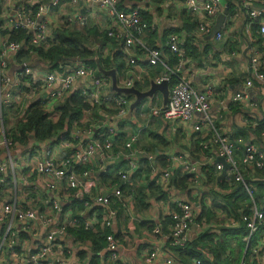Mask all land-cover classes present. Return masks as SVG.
Segmentation results:
<instances>
[{
	"label": "built area",
	"instance_id": "obj_1",
	"mask_svg": "<svg viewBox=\"0 0 264 264\" xmlns=\"http://www.w3.org/2000/svg\"><path fill=\"white\" fill-rule=\"evenodd\" d=\"M81 1L51 0L45 4L44 0H0L3 10V25H0V264H92V245L80 239L78 231L113 228L118 218L126 217L128 223L137 221L134 191L141 189L142 184H138L146 183L147 179L161 189L162 195H170L166 211L153 222L152 229L154 236H161L163 245L155 242L144 256L143 264H179L170 248H185L191 242L192 229L199 233L205 230V220H198L201 214L198 204L172 192L173 180L178 174L189 175L190 182L199 186L203 181V167L214 163L217 171H224V165L217 161L219 156L225 157L229 165L226 176L241 183L251 201L248 213L243 212L238 218L230 215L224 222L246 230L241 235L246 253L240 264H264V191L259 193L257 201L256 189L247 178V172L264 169V147L254 143L242 147L217 129L211 112L217 100V86L209 82L199 90L183 75L185 59L179 33L170 35L167 42L170 51L180 56L178 65L172 68L167 65L161 47L152 48L143 41L150 27L143 15L150 12V5L140 1L122 10L121 0H88L91 5L100 7L98 10L93 7L91 14L107 13L109 22L103 30L119 43H110L105 49V53L110 50L108 54H123L128 76L118 78L119 85L142 86L146 80L142 57L152 66L164 67L156 81L168 80L169 101L165 108L155 105L151 114L191 126L204 155L188 156L172 149L150 152L139 145L140 131L130 133L126 142L115 150L118 123L113 121L99 128L79 119L43 140L37 138L33 130L19 133V126L28 120L33 105L40 103L39 107L56 123L61 110L54 106L74 94H81L90 108H102L100 111L109 115L108 118L118 119L129 112L133 98L112 90L110 77L83 61L65 70L51 71L23 63L15 74L8 73L13 53L30 46L47 48L55 39L53 17L66 4L78 7ZM178 1L193 17H203L198 23L201 37L210 33L212 20L225 2ZM237 1L248 7L249 18L259 26L264 40V7L252 6L259 0ZM35 5L37 12L30 9ZM67 21L78 26L86 24L80 13L75 18L68 15ZM2 29L6 34L1 33ZM22 31L26 37L11 39L13 32L18 35ZM223 36L222 30L216 38L222 40ZM249 74L246 87L233 96L234 102L250 101L248 87L253 86L254 79L264 84V59L257 50L251 55ZM12 104L17 105L15 113L9 108ZM251 105L259 106L258 102ZM138 115L135 120L141 129L146 113L139 111ZM259 121L257 127L263 139L264 118ZM22 135V140H16L15 137ZM241 151L242 158L238 157ZM141 158L149 163V174H145L143 180L136 175L141 168ZM118 162L124 165L115 172L117 179L103 183L98 177L99 171L105 172L109 165ZM217 213L222 215V211ZM215 226L216 223L208 225L213 231ZM119 245L120 240L114 233L106 235V246L98 253L99 264H122ZM83 253L85 257H81ZM213 260L207 253L205 259L199 257L194 261L213 264Z\"/></svg>",
	"mask_w": 264,
	"mask_h": 264
},
{
	"label": "crops",
	"instance_id": "obj_2",
	"mask_svg": "<svg viewBox=\"0 0 264 264\" xmlns=\"http://www.w3.org/2000/svg\"><path fill=\"white\" fill-rule=\"evenodd\" d=\"M140 1L150 5L151 7L149 12L151 15L150 28L143 36V41L147 44H157V46H161V43H163L165 39L167 41L170 34L168 31L172 29L179 30L180 44H182L186 38L192 39L193 43L200 49H205L209 44L210 48L208 51L201 55L203 66L198 64V58L188 56L185 58L183 75L199 90L203 89L204 85L209 82H212L217 86V100L212 107L211 112L218 130L229 135L233 142L242 147L248 145L249 143H254L264 147V138L261 139L260 129L257 127V122L264 118V84L254 79L253 86L248 87L250 90V101H233L235 93L245 88L247 84L246 82L250 78L249 66L251 55H253L257 50L264 59V40L261 34L259 32H255L252 28L255 24H253L249 18L248 7L239 3L237 0H225L220 12L212 20L214 25L216 23L217 16L224 12L226 8L228 9L226 13L227 18L222 27L224 35L223 39L218 40L215 37V39L207 41L200 36L199 27H197L194 32H188L182 28V24L185 22V19H197L198 23L204 19L202 16L193 17L187 10L186 6L178 0H164L159 4H156L151 0ZM199 1L204 2V0ZM138 2L127 1L124 4L133 5ZM230 4L233 6L231 12L229 11ZM252 6L264 7V0L256 1L252 4ZM93 7H95L96 10L100 8L98 5H91L88 0H82L79 6L75 7V12L69 15H73L75 18L78 16V13H80V16L86 19V23L90 21L93 24L99 25L103 30L109 22L108 15L105 11H101L97 14H91ZM2 15L3 10L2 5L0 4V25H3ZM56 18L57 16L53 17V23L56 22ZM109 51L110 50H108L107 53H109ZM32 61L33 64L38 62V58L35 53L32 55ZM37 66L44 68L41 63H37ZM126 67L127 66L125 64L124 68H122L119 72L117 69L118 78L128 76V70ZM19 69L20 66H18V64L10 57L8 73L13 75L18 72ZM142 69H144L143 76L146 78V80L142 83L144 89L150 88L151 81L156 80V78L163 74V69L161 67L150 65L143 57ZM251 102H258L259 106H253L251 105ZM155 105H163V98L160 92L156 93L151 98H146L138 106L132 117L127 120L124 119L122 121H117L116 118H108L106 116L109 115L104 112L100 113L99 109L93 108L84 110L81 120L85 123H94L99 128H102L109 122H117V142H124L128 139L130 133L140 131L139 145L150 152H155L159 149H172V151L176 153H183L194 157L199 156L200 149L197 145L193 128L189 125L183 126L175 121L166 120L162 116H155L154 114H151V109ZM139 111L146 113L145 117L142 118L141 129L138 128L135 120L139 117ZM238 157H243V151L238 153ZM139 164L142 170L139 175L137 173V178L143 180L145 177L144 173L148 172L143 170L144 168L147 170L145 159L141 158L139 160ZM123 165V162L112 164V176H110L109 179H112L117 169L122 168ZM258 173V171H249L247 172V178L256 177ZM221 174L222 172H215L214 163H210L207 165L205 172L202 175L204 183L203 187L200 185H194L190 182V180H188L189 188L185 190L182 187L181 179L177 178L176 180L179 187H177V185L173 186L172 192L180 194L188 200L198 204L200 206V215H202L203 207L213 209V207H209V205L205 203V199L208 200L209 196L204 197L205 195H208L206 193H209L210 189L217 192H225L224 194L227 195L230 192L231 186H238V183L229 179L228 176L220 177ZM215 175H218V182L221 180L223 181L226 186L225 188L216 184L214 180ZM255 180L256 179L254 178L253 180H249V182L252 184L253 188L256 189V194H259L258 187L254 184ZM141 184L144 183H139L138 185L141 186ZM143 193H146V197L144 198V201L141 202L140 207L138 206L140 201L136 198L139 196V191H137L135 195L136 211L139 219L134 223H128V219L126 217L121 220L125 235L124 236L122 234V239L120 240L119 245V254L123 259L122 264H143L144 256L150 249L153 248L155 242H159L160 245H163V242L160 240L161 236L156 237L152 234V223L159 219L161 214L166 211V204L169 202L167 200V196H169L170 193L161 195L159 194L161 193V189L159 187L154 185L152 190H148L147 186L145 187V185H142V194ZM242 197L244 198L243 195L238 198V204H241ZM222 200V204L219 206L217 211H225V206L230 209L227 204V199L222 198ZM226 211L229 212L228 210ZM239 213L241 215L243 211L240 210ZM221 216H224L227 220L230 213H224ZM202 219L206 220L207 216L202 217ZM165 228L167 229L166 226ZM200 234L201 232L199 233V231L192 229L191 242L193 241L194 243L196 241L195 237ZM239 237L242 236L240 235L238 238H233L232 240H237ZM237 244L238 242L236 241L235 246H237ZM231 245L233 247V242ZM198 248L202 250L201 254L204 257H206L207 253L212 258L214 257V252L208 246H204L199 242L197 245V249ZM245 253L246 248L244 244L243 257L238 264H240L243 260ZM158 264L162 263L160 262Z\"/></svg>",
	"mask_w": 264,
	"mask_h": 264
},
{
	"label": "trees",
	"instance_id": "obj_3",
	"mask_svg": "<svg viewBox=\"0 0 264 264\" xmlns=\"http://www.w3.org/2000/svg\"><path fill=\"white\" fill-rule=\"evenodd\" d=\"M127 1H140V0H121L119 7L122 10H127V5L124 3ZM152 2L159 4L163 2L164 0H151ZM232 5H229V11H232ZM34 12H37L38 7L35 5L30 8ZM144 19H146L149 23V26L151 24V15L150 13L146 12L143 15ZM182 28L185 29L188 32H191L198 27V20L193 18L185 19V22L182 24ZM77 25L74 24V28H60L57 33L54 34L55 39L50 43V45L47 48L44 47H35L30 46L28 49L23 50L19 53H13L10 57L11 59L20 66V64H32L37 65V63H41L43 67L46 70H65L68 68L69 65H72L73 63L77 61H83L86 65H91L93 67L96 66V58H99L103 67L106 69L116 68L118 69V72L124 68L125 61L123 59V54L121 52H113L111 54H106L105 49L109 46L110 43H113L115 45L119 44L115 42L113 39H111L107 32L105 30H102L101 27L97 24H93L90 21H88L86 24L81 26L80 28ZM150 28V27H149ZM255 32H259V26L255 24L253 27ZM178 29L170 30L168 31L170 34L168 36V39L170 35L174 33H178ZM6 30H1L2 34H6ZM56 32V30H55ZM13 32L11 34V39L13 40H20L26 37L27 35L22 31L18 35L14 34ZM92 40H90V38ZM163 41L161 43V46H157V44L149 45L152 48L155 47H161L164 53V58L166 60V63L169 67H175L178 65L180 56H178L176 53H173L170 51V49L167 46V42ZM147 44V43H146ZM180 47L183 49V59L187 58L188 56H191L192 58H198V64L200 66L202 65L201 55L203 53H206L208 51L209 44L205 49H200L197 45H195L190 38H186L182 44H180ZM37 55L38 62L33 64L32 61V55ZM13 63V62H12ZM161 67V66H160ZM163 71L165 70L164 67H161ZM141 89H144V86L139 87ZM113 90V89H112ZM129 98H132L131 96H128ZM39 105L40 103H36L33 105V109L29 111V117L26 122H23L19 126V133L24 134L26 131H35L37 138L39 139H47L49 136L53 135L55 132L61 130L62 128L71 126L74 121H77L81 119L83 111L90 108L89 104L85 102L84 97L81 94H74L69 97H67L63 102L56 104L54 106V109H60L61 116L58 119L56 123L51 121L49 118V113L42 110ZM102 108H99V110ZM98 110V111H99ZM101 113V111H100ZM126 120V119H125ZM260 122V121H259ZM105 129V128H104ZM102 130V129H101ZM259 132V130H258ZM257 132V134H258ZM99 133H102L100 131ZM22 136L15 137L16 140L21 139ZM259 136V135H258ZM118 138V137H117ZM114 145V149L117 150L119 146L123 145L124 142H117ZM197 145L200 149L199 145V139L196 140ZM264 144V143H263ZM200 155H204L205 152L202 151V149L199 150ZM145 162L147 164V170L144 168V171H148L144 174H149V163L145 159ZM111 166L109 165V168L107 171H99L98 177L102 180L103 183H106L110 176H112ZM207 166L203 167V174L205 172ZM83 168V167H82ZM81 168V169H82ZM87 168V167H85ZM84 168V169H85ZM141 168L138 170V175L141 172ZM258 172H261L262 170H257ZM264 171V169H263ZM215 172H217L215 168ZM137 175V174H136ZM218 175L214 176V180L216 184H218L220 187L225 188L223 181L221 180L218 182ZM177 178L181 179L182 187L187 190L189 188V175H182L178 174L174 180H173V186L179 187L177 184ZM256 179L254 184L258 187L259 193H262L264 191V175H258L256 177L249 178ZM114 181L117 179V177L114 175L112 178ZM147 186L148 190H152L154 188V184L147 179V182L142 184ZM238 186H231L229 194L225 195L221 191L217 192L215 190H212L213 194H215L216 198L219 200L220 198L227 199L228 205L230 207V215L235 217H240V210L244 213H248L251 205V201L249 199L242 200L241 204H238V198L243 195L244 192L247 193L245 187L238 183ZM139 191V196L136 198L139 199V207L141 206V202L144 201V198L146 197V193L142 194V188L137 189L134 191L135 195L136 192ZM165 194V193H164ZM163 194V195H164ZM162 195V193H161ZM248 195V193H247ZM143 196V198H142ZM235 198V199H233ZM221 202L223 200H220ZM205 205V204H204ZM207 216L211 220H217L215 219L214 210L212 208L203 207L202 209V215L198 217V220L201 222L203 219L202 217ZM169 220V219H167ZM153 226V223H152ZM167 227V222H164V228ZM215 231H213L211 228H208L206 231L201 232L200 235L194 236L196 241L193 243L190 242L185 248L181 247H171L170 251L174 255V257L177 259V262L180 264H196L195 259L202 257L205 259V257L201 256V249H197L198 243H202L204 246H208L211 248V250L214 252V261L213 264H236L231 258L232 255V239L238 238V236L246 233V230L240 227H234L233 225H225L224 222L220 223V225H217L213 227ZM166 229V228H165ZM124 227L122 228L121 219L118 218L117 222L115 223L113 228H106L104 230H100L98 232H95V229H89V230H79L80 239L83 241L89 242L92 245V254H91V263L92 264H99L101 262V258L99 256V250L104 248L106 246V235L108 234H115L116 238L119 240L122 239V234L124 235ZM125 236V235H124ZM86 253H83L81 257H85ZM201 264H209L207 261L202 262Z\"/></svg>",
	"mask_w": 264,
	"mask_h": 264
},
{
	"label": "water",
	"instance_id": "obj_4",
	"mask_svg": "<svg viewBox=\"0 0 264 264\" xmlns=\"http://www.w3.org/2000/svg\"><path fill=\"white\" fill-rule=\"evenodd\" d=\"M50 2H51V0H44L45 4H49ZM227 10L228 9L226 8L224 12L220 13L217 16L216 23L212 26L210 33L207 36L203 37V39H205L207 41L215 39L217 33L221 31V29H222V27L226 21ZM96 66H97L98 71L100 73L110 77L111 82H112V89L115 92L120 93V94H125V95L131 96L133 98V101L130 105L129 112L125 116L116 119L117 121L122 120V119L127 120L128 118H131L132 115L134 114V112L136 111V109L138 108V106L146 98H151L158 92H160L162 94L164 108L167 106L168 101H169V97H170V84H169L168 80L163 79L160 83H158L156 80H153V81H151L150 88L142 89V90L137 88V87H122L119 85L118 74H117L116 68H111V69L104 68L99 58H96ZM217 161L221 162L224 165V171L222 172L220 177L226 176V171H227L229 165L226 162L225 157L219 156V157H217ZM263 181H264V179H263ZM256 198L259 201L260 195L257 194Z\"/></svg>",
	"mask_w": 264,
	"mask_h": 264
},
{
	"label": "rangeland",
	"instance_id": "obj_5",
	"mask_svg": "<svg viewBox=\"0 0 264 264\" xmlns=\"http://www.w3.org/2000/svg\"><path fill=\"white\" fill-rule=\"evenodd\" d=\"M74 12H75V7H73V6H70V5L66 4L65 7H63L62 11L57 15L56 22H54L52 24L54 31L56 30L55 33H57L60 28H74V24H68V21H67L68 15L71 14V13H74ZM78 27L80 28L81 26H78ZM92 38L93 37H91L90 40H92ZM24 105L25 104H22V106H24ZM9 108L11 109V111H13V113H15L17 111V105L16 104H12L11 106H9ZM19 109H21V108H19ZM259 174L264 175V171L262 170L261 172H259ZM203 185H204V183H203V181H201L200 186L203 187ZM212 190L213 189H210L209 190L210 192L206 193L208 195L204 196V197L209 196L208 200L205 199V203H207L209 205V207H213L214 215L219 220H211L209 217H207V219L203 223V227L205 228L204 231H206L209 228L208 225L211 224V223H216L218 225V224H220L222 222H225V217L224 216H219L218 213H217L218 212L217 209L222 204V202L220 201V200H222V198H220L218 200L216 198V196L213 194ZM159 194H161V193H159ZM243 196H244V198L242 197L241 198L242 200H245V198L250 200V198H249V196L247 195L246 192L243 193ZM224 209H225V211L221 210L222 211V215L224 213L225 214L226 213L229 214L230 211H231L230 209L227 208V206H225ZM226 210H228L229 212H227ZM242 240H243L242 237H239V239H237V240H232L233 247H232L231 258H232V260L234 262H236V264H238L240 262V260L242 259V257H243L244 244H243ZM236 241L238 242L237 246H235L236 245Z\"/></svg>",
	"mask_w": 264,
	"mask_h": 264
}]
</instances>
